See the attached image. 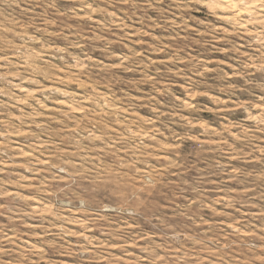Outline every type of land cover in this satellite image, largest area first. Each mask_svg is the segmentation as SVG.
Returning <instances> with one entry per match:
<instances>
[{
	"label": "rangeland",
	"instance_id": "rangeland-1",
	"mask_svg": "<svg viewBox=\"0 0 264 264\" xmlns=\"http://www.w3.org/2000/svg\"><path fill=\"white\" fill-rule=\"evenodd\" d=\"M0 264H264V0H0Z\"/></svg>",
	"mask_w": 264,
	"mask_h": 264
},
{
	"label": "bare ground",
	"instance_id": "bare-ground-1",
	"mask_svg": "<svg viewBox=\"0 0 264 264\" xmlns=\"http://www.w3.org/2000/svg\"><path fill=\"white\" fill-rule=\"evenodd\" d=\"M246 3V2H245ZM247 4V3H246ZM248 5V4H247ZM236 6V5H235ZM234 7V6H233ZM246 8H248L247 6H246ZM257 8V7H256Z\"/></svg>",
	"mask_w": 264,
	"mask_h": 264
}]
</instances>
